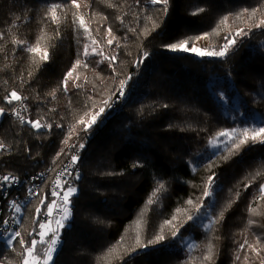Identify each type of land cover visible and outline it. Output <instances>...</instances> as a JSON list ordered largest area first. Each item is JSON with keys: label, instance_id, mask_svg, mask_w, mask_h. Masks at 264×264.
<instances>
[{"label": "trees", "instance_id": "trees-1", "mask_svg": "<svg viewBox=\"0 0 264 264\" xmlns=\"http://www.w3.org/2000/svg\"><path fill=\"white\" fill-rule=\"evenodd\" d=\"M56 4L62 8L57 9L59 21L53 23L51 0H0V107L5 109L0 116V142L6 146L0 149V174L22 176L49 168L53 175L73 153L80 157L82 173L74 184L78 191L71 198V219L60 231L54 264H260L264 237L248 235V221L256 213L264 231V199L257 191L264 183V145L250 142L229 153L228 141L218 133L233 129L234 124L224 116L208 83L215 75L227 77L244 109L242 128L264 123V47L256 40L264 37V26L255 27L264 19V0H170L167 16L161 5L149 0H88L78 9L70 0ZM199 7L205 11L192 15ZM253 9H259L255 16ZM73 13L84 18V26L73 23ZM117 17H123V23ZM224 17L227 21L221 24ZM109 26L116 37L112 45L107 44ZM241 28L247 35L237 37L223 58L166 48L185 40L188 47H197L202 38H209L213 44L204 49L219 50L225 36ZM13 40H23L36 51L22 50ZM93 47L102 50L103 57L117 56L115 72L107 59L92 53ZM144 52L147 58L138 63ZM77 59L81 64L68 78L65 92L62 81ZM121 80H127L130 89L122 111L109 113L101 129L99 122L80 133L57 157L70 128L104 106V101L111 102ZM136 86L139 95L132 99ZM13 90L27 98L22 101L28 120H41L52 128L36 130L10 117L20 102L4 101ZM212 141L219 145L215 150H210ZM81 143L83 149L78 147ZM211 172L217 177L209 215L227 211L223 220L207 228L186 258H178L167 249L174 237L164 222L175 216L179 226L188 215L197 214L187 201L199 203ZM48 182L25 206L8 237L19 231L24 240L39 241V223L45 222L52 202ZM160 184L165 187L154 197ZM246 184L251 185L247 190ZM161 231L164 241L141 246ZM258 239L259 255L248 245L240 248L245 240L256 246ZM209 244L213 259L206 262ZM44 248L37 244L39 253ZM22 252L16 241L12 245L0 241L3 264H22Z\"/></svg>", "mask_w": 264, "mask_h": 264}, {"label": "snow or ice", "instance_id": "snow-or-ice-1", "mask_svg": "<svg viewBox=\"0 0 264 264\" xmlns=\"http://www.w3.org/2000/svg\"><path fill=\"white\" fill-rule=\"evenodd\" d=\"M137 2L139 3V0H137ZM70 3L72 5H74L77 9L80 7V4L77 3V0H70ZM149 3L153 4V5H161L163 8V12L165 14V16H167V13L169 11V6H170V0H149ZM110 7H118L117 5H110ZM58 8H62L61 5L59 4H54L51 6V8L49 9V18L51 19V21L53 23H57L59 21V17L57 16V9ZM259 9H253L251 15L255 16L256 12ZM205 9L203 7H199L196 11H193L191 14L192 15H198L201 12H204ZM244 12H248V9H244ZM73 16L75 17L73 23H79L80 26H84V18L82 16H80L78 13H73ZM105 19H107V17H105ZM117 19H119L121 21V23H123V17H117ZM227 21V17H224L223 20H221V24L226 23ZM264 26V19H261L259 21V23L255 24L256 28H260ZM85 31H88L87 28L84 29ZM107 35L110 37L109 39H107V44L108 45H112L113 41L116 39V37L112 34V28L109 26L106 30ZM2 35V34H0ZM205 36L207 35V33L204 34ZM243 35H247V32L244 29H238L234 34H229L228 36H225L224 40L225 42L219 47V50H207V49H201L195 46V44H192L191 47H188L187 45L189 44V41L185 40L181 43H173L171 45H167L166 48L172 50V51H183V52H192L194 54H196L197 56L200 57H204V56H208V57H219V58H223L225 57L229 50L237 43L236 38L243 36ZM202 37H197L196 39H201ZM93 44H96L97 41L95 39H93L92 41ZM13 44L17 45L18 47H20L22 50H26L28 52H35L36 48L34 47H28L26 42L23 40H13ZM117 47H119V45L117 44ZM92 53H95L97 55H100L103 57V52L101 51H97V49L95 47L92 48ZM84 55L88 56L90 55V53L88 52V46H85V50H84ZM148 53L144 52L140 58V60L138 61V63H143L144 59L147 58ZM42 59L46 62L49 59V55L47 52L44 53ZM103 59H107L109 61V66L113 67L114 62L117 59L116 55H111L108 57H103ZM102 62V61H101ZM81 61L80 59H77L75 61V64L73 66V69L68 71L62 81V85L63 91H67V84H68V78L73 76V71H75L76 66L80 65ZM86 66V65H85ZM113 71L115 72V68L113 67ZM32 74L29 73V76H31ZM130 79V77H129ZM127 80H121L120 81V86L117 89L116 93H113V95H117L119 97H123L125 95V89L127 87ZM77 87H80V85H76ZM53 97L55 96V93H52ZM26 97H21L20 95H18V93L13 90L11 91V93L8 96L4 97V101H6L9 105H11L13 103V101H22V100H26ZM102 107H100L99 112H95L94 114L91 115V118L89 120H87L86 122V126L83 129L84 131H88L89 128H91L92 126L97 125L99 122L101 121V117L102 115L105 113L106 108L107 107H111V103L110 101L106 100L103 102ZM26 110V109H25ZM13 114L16 115L22 123L25 124H29L33 129L39 130L40 128H47V129H51L52 125L51 124H42L41 120H26L23 116H21L20 112L16 111L15 109H13ZM5 115V109L0 107V116ZM80 123L84 124L85 121L83 119H81ZM57 127H61V125H57ZM218 137H223L228 141L227 144V148L229 153H231L233 150H239L241 149L242 146L248 145L250 142L251 144H256V143H260L262 145H264V123H261L259 126L254 127V128H242V129H231L228 131H221L218 133ZM64 144L67 145V140L63 141ZM212 144L214 147H219V145H217L215 143V141H212ZM6 146L0 142V149H4ZM73 148L77 147V145H72ZM78 147L80 149H83L85 147L84 144H79ZM64 152V149H61L60 153H57V157H59V155L61 153ZM80 157L78 154H73L71 156V160L70 163L68 165L65 166V171H67V168L72 167L73 165H75L78 161H79ZM227 159V157H225V160ZM214 164V162H213ZM213 164H209L208 167L209 169H211L213 167ZM137 164H134L133 167H137ZM62 175V174H61ZM216 177H217V173L215 172H211V174L209 176H207L206 180H205V186H204V190L202 192L201 197H198V201L199 203H194V201L192 199H189L187 201V203L189 205H193L196 208V216L193 215H188L187 219L184 221L183 224H180L179 226H177L174 221L176 220V217L173 216L172 219L170 220H165V224L170 226L172 231H171V236L172 237H177L180 235V231L181 228L184 227L185 224H187L190 221H195L201 210L204 208V201L206 198L211 197L213 195V193L216 191ZM39 177H34L33 179H38ZM77 179H79V176L77 175L76 177ZM19 183V180L17 177L12 176L11 174L9 175H3L0 176V189H2V191H0V197L3 196L4 192L7 191V188L5 186L7 185H11L14 186L15 184ZM65 185H67V187H65ZM56 187L61 189V192H58L56 190L52 191V195L53 196H57L59 197V203H57V201H53L52 203H49L47 205V216H52L53 213V208L55 207L56 210L58 211L59 215V219L55 220V224L56 227L55 228H49V224L51 223V221L48 222H40L39 223V231L37 232V235L39 236V241H37L36 239H32L30 242L26 241L22 238L21 233L19 231H15L7 240V244L12 245L13 241H16L22 248H23V252L21 253L23 259H22V264H54V254L57 252V245L61 243V237H60V231L61 229L66 228L67 226V222L71 219V204H72V200L71 198L77 193V188L72 186L71 184H69L67 181H64L63 183L60 182V179L58 178L57 182H56ZM164 184H160L159 187L155 190V192H153V196H156V193L161 191L162 189H164ZM245 190H247L249 187H251L250 184H246L245 186ZM30 194L33 195H39L38 192L35 191V188H29L28 189ZM257 191L260 193V196L258 197L259 199H264V183H261L258 186ZM240 193L237 192L236 196L237 198H239ZM41 205L44 204V199L40 200ZM154 203L153 199H149L148 200V204H152ZM9 206L16 212V213H20L21 212V204L18 203L15 199L11 200L9 202ZM231 204L228 205V207H230ZM227 211V208H225L223 211L219 212L216 216H209V224L206 225V227L208 228H212L214 225L218 224L221 220H223L224 218V213ZM250 211L255 212V209L250 208ZM41 212V209L39 207L36 208V213L39 215ZM9 221L8 220H3L2 223L7 224ZM249 224H252L253 221L249 220L248 221ZM45 229H47V231H45ZM50 235V239H46V237ZM31 235V234H30ZM166 239L165 235L163 234V232L161 231V233L155 235V237L151 240H148L146 243L141 244V241L139 238H137V243L141 244L142 247H148V246H152L155 244H158L162 241H164ZM41 244V245H45L44 251L43 253H39L37 251V244ZM260 243V240H257V245H251L248 244V241L245 240L243 244L240 245V248H243L245 245H248V247L253 251L256 252L257 255H259L260 253V249L258 247ZM212 245L209 244L208 245V250H209V254L204 256L203 259L206 262H210L213 259V255H212ZM15 250V249H13ZM237 260L240 259L239 256L236 257ZM245 260H247V257L245 258ZM0 264H3L2 261H0ZM260 264H264V258H261Z\"/></svg>", "mask_w": 264, "mask_h": 264}, {"label": "rangeland", "instance_id": "rangeland-1", "mask_svg": "<svg viewBox=\"0 0 264 264\" xmlns=\"http://www.w3.org/2000/svg\"><path fill=\"white\" fill-rule=\"evenodd\" d=\"M65 0H51L52 3H60ZM88 0H77V3L80 4V7H84L87 4ZM220 30L222 32L225 31V27L222 25L220 26ZM257 43H259L261 46L264 47V37H257L256 38ZM213 44V41L209 38H202L198 44L197 47L204 49L205 47ZM209 88L211 92L214 93L217 102L219 104L220 109L222 110L225 117L233 121V128L235 129H242L244 126V109L239 105L238 102H236V95L234 94V91L232 89V86L225 76H219L215 75L212 76L209 79ZM139 95V91L136 89L132 93V99H136ZM100 109L92 110L88 113L87 116L82 118L85 123L82 124L80 121L73 125L69 132L66 134L64 139L61 142V149H68L70 144L73 142V140L82 133L86 126L87 120L91 118V115L95 112H99ZM101 119V118H100ZM67 140V145L63 143V141ZM74 145V144H72ZM216 147L213 146V144L210 145V150H215ZM212 202V196L208 197L204 208L201 210L198 218L195 221H190L188 225L186 226L184 232L182 235H179L175 237L168 245L167 249L177 256L178 258H186L188 254L190 253L191 249L194 247L196 241L205 234L208 227L206 225L209 224V209ZM197 215V214H196ZM195 215V216H196ZM250 220L253 221L252 224H248V235H253L255 237H264V231L262 227L260 226V220L256 213H254ZM46 222V221H45ZM50 228V225L48 226ZM47 231V229H45ZM7 234V233H6ZM2 235L0 236V241H4L7 243L8 235ZM39 238V236H38Z\"/></svg>", "mask_w": 264, "mask_h": 264}, {"label": "built area", "instance_id": "built-area-1", "mask_svg": "<svg viewBox=\"0 0 264 264\" xmlns=\"http://www.w3.org/2000/svg\"><path fill=\"white\" fill-rule=\"evenodd\" d=\"M129 97H130V89L126 88L125 95L123 97H119L117 94L112 99V101L110 102L111 107H107L105 113L102 115V122H100L99 124V129H101L102 126L108 120L109 113H120L122 111V107L124 103L128 101ZM13 109L20 112L21 116H23L26 120H28L26 117L27 107H26L25 102L23 101L18 102ZM13 109L11 110L9 116L17 117L16 115L13 114ZM0 123H1V120H0ZM90 135L92 136V134ZM73 154H77V153H73ZM71 156L66 160L64 165L59 169L58 174L48 186V195L52 202L55 200L57 201V203H59V197L53 196L51 194L53 190L61 192V189L56 187V182L58 178L60 179L61 183H63L64 181H67L69 184L74 186L75 182L78 180L76 178L77 175L80 177L82 173V169L80 167L79 161L72 167L67 168V171H65V166L70 163ZM9 174L10 173H2L0 174V176L9 175ZM11 175L17 177L19 180V183L15 184L14 186H11V185L5 186L7 188V191L4 192L2 197H0V236L6 234L7 232H10L17 226L23 209L25 208V206L28 204L29 201H31L32 199L36 197V195L30 194L28 189L35 188V191L37 192L39 182L47 176V172L35 171V172L25 173L22 176H18L14 174H11ZM34 177H39V178L33 179ZM65 187H67V185H65ZM0 191H2V189H0ZM13 199H15L18 203L21 204L22 207H21L20 213H16L9 206V202ZM59 215L60 214L54 207L52 216H47V215L45 216L46 222L51 221V223L49 224L50 228L56 227L55 220L59 219ZM3 220H8L9 222L7 224H4L2 223ZM50 235L51 234L49 233V236H48L49 239H50ZM60 244L57 245V248L60 246Z\"/></svg>", "mask_w": 264, "mask_h": 264}, {"label": "bare ground", "instance_id": "bare-ground-1", "mask_svg": "<svg viewBox=\"0 0 264 264\" xmlns=\"http://www.w3.org/2000/svg\"><path fill=\"white\" fill-rule=\"evenodd\" d=\"M37 171H42V172H47V176L45 178H43L40 182H39V186L37 189V192L40 191L41 185L43 182H45L46 180H49L48 185L54 180V178L56 177V175L58 174L59 169L52 175L51 174V170L49 168L47 169H43V170H37ZM55 255V254H54Z\"/></svg>", "mask_w": 264, "mask_h": 264}]
</instances>
